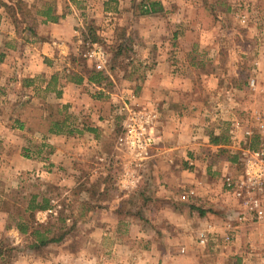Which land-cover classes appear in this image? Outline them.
I'll list each match as a JSON object with an SVG mask.
<instances>
[{"label": "crops", "instance_id": "obj_1", "mask_svg": "<svg viewBox=\"0 0 264 264\" xmlns=\"http://www.w3.org/2000/svg\"><path fill=\"white\" fill-rule=\"evenodd\" d=\"M6 1L14 3L16 0ZM25 1L33 16L26 19L24 29L18 30L0 0V54L3 57L0 60V179H3L0 184H6L4 180L7 176H11L14 181L13 177L23 172L30 174L38 169L43 171L47 164L58 170L68 167L78 174L80 155L83 153L92 156L90 162L94 163L91 166V170L96 172L94 175L111 171L114 164L110 161L113 151L106 147L116 134L115 126L117 124L119 126L122 119L118 97L127 95L134 87L141 88V93L136 98L137 102L155 103L161 107L156 131L162 139L152 157L137 168L140 174L137 187H141L139 190L142 191V196L150 201L160 202L150 208L149 214H164L171 225L167 235L163 233L161 237L160 231L154 228L148 229L147 232L144 231L146 228L140 229L139 238L144 237L147 242L152 241L151 251L142 255L136 253L129 258L130 263L160 264L163 261L165 262L163 264H224L227 261L225 256L217 257L218 254L215 253L214 259L212 254L209 255L203 249L231 247L240 263L262 264L259 258L264 255V225L243 227L231 244L225 243L221 238L223 219L226 218L224 212L236 206L235 200L231 198L230 201L223 187L225 175L223 172L227 170L226 166L231 167L234 161L227 158L219 162V158H216L210 162V159L205 160L203 156L209 157L210 153L213 154L212 152L222 148L232 150L234 145L232 130L229 141L221 145L214 144L211 136L225 134L221 123L222 118L227 117L220 113H215V116L208 113L209 110L201 106L204 105L201 97L199 95L192 97V94L197 95L194 88L208 79L210 85L207 83L205 87L231 88L232 95L227 101L248 110L247 123L249 118L252 120L254 114H261L264 120V0L250 1L256 14L248 18V29L252 33V39L249 36L248 38L251 42L254 41V46L246 51L248 61L250 60L246 80L239 77V65L233 70L230 69L229 72L233 74L230 77H223L222 81L220 79L222 75L218 76V71L212 76L208 75L201 70L203 57L210 55L211 50L217 57L220 55L219 50L217 53L212 47L196 50L190 45L189 37L184 36V48L177 52L168 46L161 45L157 49L154 45V49L150 50V56L154 61L146 69L144 78L137 80V75L134 74L135 67L132 69L133 72L130 67L129 71L125 70L122 74L113 68L106 72V79L100 82H93L90 79L93 70L91 65L86 68L79 64L81 25L85 13L75 7L72 1L68 2L66 8L52 3L57 9L56 12L64 15L57 22H47L38 14V9L46 6L47 1ZM113 1L103 0L102 9L109 15V22L114 25L113 19L118 20L116 15L121 11L123 2L116 1L113 5ZM162 4L163 13L150 17L169 15L170 6L164 1ZM99 8V0H89L87 9L92 12V18H96L95 14L99 13ZM115 27L114 25L113 28ZM203 35L202 40L206 41L208 33ZM156 39L157 43L167 45L170 37L164 35ZM180 55L183 56L184 64L181 63L178 67L175 58ZM195 56L197 57L194 58ZM196 60L199 64H196ZM225 79L227 81L222 83ZM245 89L251 92L240 97L237 93ZM63 112L65 116H62ZM37 116L39 119L55 122L66 121L65 127L68 131L58 133L31 128L30 120ZM71 118L76 124L70 121ZM212 118L216 123L206 128L205 124ZM22 121H26L25 126H22ZM250 126L254 130V136L259 138L257 142L259 144L261 138H264V129L259 127L257 121H252ZM242 135L243 133H240L239 136ZM83 138H88L90 142L84 143L85 141H81ZM66 143H71L72 146L66 147ZM68 148L71 149V153L68 152ZM24 149L26 156L23 153ZM191 158H195L196 167H191L193 169H190L187 163L190 159L189 162L192 164ZM98 159H105L106 162L97 166ZM68 164L69 166H66ZM147 165L150 168L149 175L140 171L141 167ZM214 168L219 170L212 173L211 170H215ZM213 175L219 177L215 179ZM72 177H75L76 181L79 180L78 176ZM102 178L101 183L105 186L112 181L109 177ZM115 182L117 184V181ZM148 186L151 190L145 191ZM107 188L109 187H102V190L111 191ZM190 188L197 190V196L191 201H185L178 192L181 190L183 193ZM147 192L149 195L145 194ZM38 194L43 195L41 191ZM4 198L6 197L0 194V202L4 203L6 201ZM52 204L56 210V203ZM105 207L110 215H116L112 214L113 205L110 207L105 204ZM41 211L38 210L36 213L40 214ZM48 211H52V208ZM146 214L148 211L142 213L143 216ZM209 225L213 226L210 231H215L218 236L216 235L208 245H202L198 242L199 233L208 230ZM111 227L116 228V232L123 230L110 225L106 226L105 234L111 235L113 232L110 231ZM12 229L20 232L16 226ZM171 246L176 247V252L183 256L173 254L163 256L162 249L168 248L171 253ZM86 259L88 264H96L94 255L89 254ZM107 261V258H101L97 264H107Z\"/></svg>", "mask_w": 264, "mask_h": 264}, {"label": "rangeland", "instance_id": "obj_2", "mask_svg": "<svg viewBox=\"0 0 264 264\" xmlns=\"http://www.w3.org/2000/svg\"><path fill=\"white\" fill-rule=\"evenodd\" d=\"M43 1L51 2L58 7L61 5L62 8H66L65 6L68 2L72 1L75 7L85 13V16L82 17L81 25L79 64L86 68L91 65L93 69H96L95 61L85 56L87 45L84 44V39L87 36L92 41L102 45L108 52L109 59L107 69L104 71L105 74L108 70H113V68L122 74L125 70L129 71L131 67L133 72L134 70L132 69L135 67L136 71H134V74L137 75V80L144 78L146 69L154 61V58L152 59L150 56L154 45L157 49L161 45L164 47L168 46L177 52L180 49L183 50V37L185 36L186 38L189 37L190 45L196 50L200 48L205 50L212 47L216 50V53L218 50L220 52V55L216 57L215 52L211 50L210 55L203 57L201 70L211 76L218 71V76L222 75L220 78L222 81L225 77H230L233 74L229 72L230 69L233 70L236 65H239V77L246 80L247 67L250 64L246 51L250 48L252 49L254 41L252 40L251 42L248 38V36L251 38L252 34L248 29L249 20L243 23L242 15L245 14L249 18V16L256 14L250 4L252 0H158L164 1L170 6V13L167 17L165 14L162 17H150L151 15L142 14L143 4H147L151 0H114L113 5H115L116 1L123 2L121 11L116 15L118 20L113 19L115 21V29L113 28L114 25L109 22V15L102 9L103 0H99L100 8L99 13L95 14L96 18H92V12L87 9L89 0ZM24 21H26V17ZM24 21L21 19L20 30L24 29ZM168 32L169 34H166ZM204 33H208L206 41L202 40ZM164 35L170 37L169 44L157 43L156 41L158 40L156 38H161ZM175 59L178 61V67H180L181 63L182 65L184 64L182 55ZM196 64H199L198 60H196ZM240 78L238 80H241ZM226 81L225 79L222 83ZM207 83L210 85V80L202 81L199 87L197 85L194 91L198 94H192V97H198L199 95L204 103L201 106L207 108L209 110L208 113H212L213 116H215V113H220L222 116L227 117L222 118L221 127H223L226 136L225 141H229L232 120L239 118L246 122L248 110L241 109L237 104L227 101V98L232 95L231 88L224 86L220 88L214 86L205 87L204 85ZM250 92L249 89H245L237 94L243 97V94L247 95ZM139 93H141V88L134 87V90L129 91L127 95L118 97L120 98L118 104L122 119L119 126L118 124L115 126L114 131L116 134L109 140L106 147L108 150L112 149L113 151L110 158V161L114 163L111 171L94 175L93 173L96 172L91 170V166L94 163L90 162L92 156L83 153L80 155L81 161L78 174L69 170L68 167L58 170L51 164H47L43 171L38 169L30 172V174L23 172L13 177L14 181L11 176H7L6 180H4L6 184H0V194L6 197L4 198L6 199L4 203L3 201L0 202V247H2L0 249H3L0 252V264H88L86 258L89 254L95 256L96 264L101 258H107V264H128V262L133 264V262L130 263L129 258L131 256L136 253L142 255L144 252L151 251L150 244L152 241L147 242L144 237L142 239L139 238L140 229L144 230L146 228L144 231L147 232L148 229L154 228L160 231V237L164 235L163 233L167 235L171 225L168 217L164 214H149L150 208L157 206L160 202L158 200L150 201V199L142 196V191L139 190L141 189L140 186L131 190H123L118 184L119 177L126 167L125 163L132 161L131 156L127 152L117 148V138L125 119V112L121 108L122 104L127 102L131 105L157 106L159 113L161 111L160 105L158 106L155 103L137 102L136 98H138ZM65 112L62 113V116H65ZM70 121L76 124L74 119L71 118ZM214 123H216L214 118L210 119L205 124L207 125L206 128L211 127ZM258 139V137L254 136L251 141L252 145L256 146ZM81 141H85L84 143L90 142L88 138H83ZM71 146V143H66V147ZM228 150V152L225 150L222 153L217 150L212 152L213 154L208 153L209 157L203 156V158L205 160L210 159V162L212 159L219 158L220 162L227 159L228 155H236L237 159H239V151L237 149L231 150L229 148ZM68 152L71 153L70 148H68ZM23 153L26 156L25 149ZM46 154L49 155L50 153L46 152ZM191 159L195 162V158ZM189 161L190 159L187 160L190 169L196 167L195 163L190 164ZM105 162V159H98L97 166ZM234 163L237 164L238 161ZM66 166H69V164ZM226 168L227 170H224L223 173L230 170H234L235 173L241 171L238 165L226 166ZM214 169L211 170L212 173L219 170V168ZM140 171L149 175L148 171H150V168L147 165L146 167H141ZM221 174L222 171L219 176ZM72 176H78L79 180L76 181L75 177ZM219 176L214 177L213 175L215 179ZM102 177L112 178V181L106 184L109 187L107 189H111V191L102 190V187H107L101 183ZM213 177L210 179L213 180ZM2 180L0 179V181ZM115 181H117V184ZM146 190L150 191L151 188L148 186ZM39 191L43 195H39ZM181 193L182 191L180 190L178 195H181ZM32 194L38 195L39 199L44 196L50 197L51 202L56 203V210L53 209L54 206L52 211H48V209L42 210L40 214H36V221L46 225L53 224L55 228L60 227L61 231L68 230L64 240L50 243L51 246L47 245L42 249L31 248L30 245L34 242V237L29 233H22L12 229L13 226L17 227L16 222L19 221L18 213L23 212ZM145 194L149 195L148 192ZM226 195L231 201L232 197L228 194ZM105 204L110 205V207L113 205L114 213L112 214L116 215H110L105 210ZM186 205L188 204L186 203ZM5 206L9 210L5 209ZM180 206L182 207V204ZM10 211L13 214L11 216ZM115 211H118V213H115ZM147 211V216H143L142 213ZM60 213L66 218L65 223L58 221ZM110 225L118 226L123 230L116 232V228L111 227L110 231H113L111 235L109 233L105 234L106 226ZM121 240L123 241L118 243ZM117 244L120 246L117 247ZM199 248L197 247V249ZM216 249L218 251H214ZM223 249L224 251H221ZM223 249L206 247L203 251L209 253V255L212 254L214 259L215 253L218 254H215L217 257L222 258V256H225L227 261L224 264H242L237 260V254L231 247ZM162 252H164L163 256L171 254L183 256L176 252V247L171 248V253H169L170 249L168 248L162 249ZM163 263L165 262L162 261L160 264Z\"/></svg>", "mask_w": 264, "mask_h": 264}, {"label": "built area", "instance_id": "obj_3", "mask_svg": "<svg viewBox=\"0 0 264 264\" xmlns=\"http://www.w3.org/2000/svg\"><path fill=\"white\" fill-rule=\"evenodd\" d=\"M248 17L243 14L242 22L246 23ZM87 45L85 56L95 61L97 70L106 71L109 59L108 52L102 45L92 41L88 36L84 39ZM253 83V80L251 81ZM121 108L125 112L121 132L117 138V148L127 152L132 161L125 163V169L119 177V186L123 190H131L137 187L140 174L137 168L149 160L160 142V136L156 134V127L160 120L158 107L131 105L124 102ZM248 121L239 118L232 120L233 149L239 151L238 165L241 171L230 170L225 173L223 186L230 195L236 206L225 210L226 218L221 229V238L225 243L235 240L237 233L248 225H264V138L256 146L251 141L254 130L250 123L257 121L259 127L264 129V120L261 114H254ZM243 133L242 136H239ZM192 164L195 162L192 161ZM197 196V190L190 188L181 194L185 201H191ZM202 230L198 236V242L208 245L215 239L217 233ZM218 236V235H217ZM185 249H182L184 251ZM264 264V255L259 258Z\"/></svg>", "mask_w": 264, "mask_h": 264}, {"label": "trees", "instance_id": "obj_4", "mask_svg": "<svg viewBox=\"0 0 264 264\" xmlns=\"http://www.w3.org/2000/svg\"><path fill=\"white\" fill-rule=\"evenodd\" d=\"M1 5L5 7L6 11L12 18V21L14 22L15 26L19 30V25L22 21L32 17L33 12L31 9L28 8V5L25 0H16L14 3L10 1H2L1 0ZM57 9L55 8L52 3H47L46 6L43 8L38 9V14L41 15L45 21H53L57 22L60 17L64 15L63 14H58ZM164 11V7L161 1L158 0H151L147 4H143L142 6V14L143 15H157L160 14L161 12ZM25 22V21H24ZM94 33L93 31H91ZM95 37V36H94ZM96 38V37H95ZM2 55L0 54V60L2 59ZM90 79L93 82H100L103 79H106V74L103 71L93 69L90 74ZM37 111V110H36ZM38 112H35V114ZM22 126H25L26 121H22ZM61 123V125H60ZM66 121L63 122H55V121H50L47 119H39L38 116L35 119L30 120V127L31 128H40L44 131H56V132H65L68 131V129L65 127ZM226 136L225 134H220V135H212L211 136V141L214 144H222L226 143ZM227 151V149H220L219 153H222L223 151ZM27 155V153H26ZM222 155V154H219ZM228 159L231 161H238L236 155H228ZM53 204L51 202L50 197H42L39 199V196L36 194H32L31 198L28 201V204L26 207H24L23 212L18 213V218L19 221L16 222L17 228L22 232V233H29L34 237V242L30 245L31 248H36V249H42L43 247L49 245L52 242H58L62 241L65 239L68 230L67 231H61L62 229L60 227L55 228L53 224L46 225L44 223L36 221V212L38 210H47L49 208H52ZM5 209L9 210L5 206ZM10 216L13 215L12 211H10ZM58 221L65 223L66 218L62 216L60 213L58 216ZM34 224V225H33ZM55 228V229H54ZM2 248V247H0ZM3 250V249H2ZM0 249V252L2 251Z\"/></svg>", "mask_w": 264, "mask_h": 264}]
</instances>
